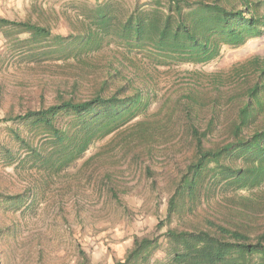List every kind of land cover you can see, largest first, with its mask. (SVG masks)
I'll return each mask as SVG.
<instances>
[{
    "label": "trees",
    "instance_id": "1",
    "mask_svg": "<svg viewBox=\"0 0 264 264\" xmlns=\"http://www.w3.org/2000/svg\"><path fill=\"white\" fill-rule=\"evenodd\" d=\"M88 12V31L68 38L51 37L29 20H0L29 32L36 49L51 38L80 67L72 90L59 89L56 102L0 118L16 125L18 143L4 150V164L48 180L109 135L121 132L124 146L173 143L191 156L171 179L166 216L154 234L135 236L115 264H149L162 236L170 247L160 264H264V57L254 55L226 79L186 69L155 117L147 116L159 96V70L206 65L224 47L262 36L264 0H135L125 12L96 0ZM110 45L116 50L103 63L95 54ZM86 68L96 77L81 93ZM110 191L118 199L115 187ZM0 201L16 209L36 205L31 193L0 194ZM79 252L81 264H89Z\"/></svg>",
    "mask_w": 264,
    "mask_h": 264
},
{
    "label": "rangeland",
    "instance_id": "2",
    "mask_svg": "<svg viewBox=\"0 0 264 264\" xmlns=\"http://www.w3.org/2000/svg\"><path fill=\"white\" fill-rule=\"evenodd\" d=\"M110 1L121 12L135 2ZM95 3L0 0V20H29L47 27L51 37L68 38L88 31V11ZM45 42L46 47L36 49L29 32L0 22V118L48 106L56 102L59 89L65 94L72 90L78 66L51 38ZM115 50L114 45L107 46L95 57L104 63ZM254 55L264 57V34L240 47H224L209 64L162 68L155 75L159 96L147 116L155 117L164 99L174 92L176 77L186 69L203 76L223 74L226 79ZM83 70L88 76L79 91L87 93L96 76L90 68ZM11 127L16 125L0 123V194L31 193L36 205L16 209L0 201V264H81L80 250L87 254L89 264H115L132 247L135 236L154 234L167 213L171 179L185 170L191 156L165 140L124 146L120 132L98 140L84 158L47 180L43 172L18 171L4 164V150L15 151L18 146ZM23 133L27 135L26 129ZM90 155L97 157L86 167ZM160 240L161 248L149 264L169 258L170 246L163 236Z\"/></svg>",
    "mask_w": 264,
    "mask_h": 264
}]
</instances>
